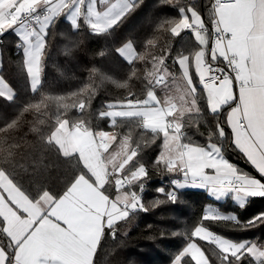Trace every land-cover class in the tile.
<instances>
[{
	"label": "snow or ice",
	"instance_id": "6c2138e0",
	"mask_svg": "<svg viewBox=\"0 0 264 264\" xmlns=\"http://www.w3.org/2000/svg\"><path fill=\"white\" fill-rule=\"evenodd\" d=\"M97 2L0 0V36L12 31L22 41L18 47H22L23 65L34 93L41 85L48 29L57 18L66 15L73 29L82 27L79 22L82 19L92 34H111L140 6L138 0H115L114 3L99 0L104 8L98 10ZM166 2L178 7L179 18L165 20L159 27L173 36L190 30L199 44L198 50L175 57L181 69L179 77L169 71L165 55L151 56L152 67L145 70V98L139 99L129 91L123 100L107 104L99 116L109 119V127L114 129L127 122L141 129V136L150 134L152 142L162 139L154 166L163 165L168 173L182 179L171 181L174 186L171 191L158 188L157 192L164 194L166 200L151 202L153 207L175 203L177 190L192 186L206 188L217 200L230 195L243 209L250 199L264 198V0H211V31L195 6H179V0ZM147 44L155 46L152 40ZM116 51L130 65L135 61L149 62L147 56L136 51L132 41ZM136 76L137 70L133 67L128 79L113 82L128 88L129 80ZM96 87L93 81L78 93H72L84 98L71 108L85 113ZM161 87L163 98L156 92ZM0 98L10 102L15 99L3 76H0ZM201 102L212 114L227 108L225 121L217 120L215 130L209 129L206 144L194 141L185 131L201 123ZM42 103L41 100L24 105L15 119L0 127V134L5 138L0 144L6 143L9 134L20 127L25 113L42 115ZM60 107L64 111L55 117V126L42 139L78 166V172L62 193L47 188L35 195L26 191L4 166L13 163L14 146L0 148L3 160L0 165V264H95L94 258L106 232L114 236L119 222L127 221L137 212L149 211L141 195L149 169L140 162L141 145L134 140L133 130L130 128L123 134L96 130L83 117L68 119L69 105ZM225 124L231 130L232 146L259 178L225 157L223 142L228 135ZM32 131L39 129L33 127ZM114 143L117 147L110 151ZM137 186L140 191L134 190ZM112 188L114 196L109 192ZM204 221L226 222L236 230H252L264 226V211L240 221L235 214L206 208L191 237L214 246L211 257L215 259L190 239L174 256L172 264H190L185 257H190L194 264H264V243L227 238L211 231Z\"/></svg>",
	"mask_w": 264,
	"mask_h": 264
},
{
	"label": "trees",
	"instance_id": "16d2710c",
	"mask_svg": "<svg viewBox=\"0 0 264 264\" xmlns=\"http://www.w3.org/2000/svg\"><path fill=\"white\" fill-rule=\"evenodd\" d=\"M138 2L140 6L136 11L111 34H92L82 19L79 21L82 27L73 29L65 16L57 18L48 29L41 85L35 93L31 89L23 65L24 58L21 47H18L20 45L18 37L14 32H7L0 42V75L15 93L14 101L0 98V127L15 119L24 105L43 101L42 115L38 117L35 112L25 113L21 118L20 127L9 134L6 143L0 144V148L3 149H7L9 145L14 146L13 163L4 166L12 172L26 191L35 195L40 189L47 188L54 193H62L66 184L78 172L76 161L62 157L54 146L46 145L42 139L55 126V117L64 111L60 105H69L68 119L83 117L90 121L96 130L125 133L131 128L134 140L141 145L139 159L149 169V177L144 181L145 186L141 195L142 202L149 211L137 212L127 221L119 222L115 236L111 232H106L94 258L95 264H172L174 256L190 239L196 240L211 257L214 246L198 237H191V232L201 221L206 208H216L224 214H235L240 221H246L264 211V198H252L245 208L241 209L231 197L217 200L207 190L199 188L178 189V200L175 203L152 206L151 202L157 199L166 200V196L158 193L157 189L164 187L166 191H171L174 187L171 181L179 176L168 173L163 165L154 166L161 151L162 139L152 142L150 134L141 136V129L127 122L115 129L109 127V119L101 118L99 113L106 110L107 104L123 100L129 91L135 93L137 98H145L147 91L145 70L152 67L151 56L165 55V64L169 71L179 77L181 69L175 62V57L180 53H193L198 50L199 44L188 30L182 31L180 36H173L170 31L159 27L165 20L179 18L177 6L167 3L166 0ZM210 3L211 0H179V6L191 4L200 11L209 31H211ZM149 40L154 42V47L148 46ZM128 41H132L138 53L148 57V63L135 61L130 65L116 51ZM133 67L137 70V76L129 80V87H118L113 81L122 82L128 79ZM93 70H96L95 73ZM191 71L193 78L196 79L194 68ZM93 81L97 86L96 92L86 112L80 113L77 109L71 108L73 103H79V100L84 98L71 94L78 93L85 84ZM157 92L159 97L164 96L160 88H157ZM57 97L62 99L57 100ZM44 104L48 107L45 108ZM201 108L203 109L201 123L197 127L186 128L185 131L194 141L206 144L209 129L215 130L217 120L222 123L225 121L227 108L219 114L208 111L204 102H201ZM120 123L118 121V124ZM33 127L39 131H32ZM225 132L228 134L223 142L226 158L241 170L259 177L242 154L232 146L231 130L226 124ZM3 139L5 138L0 134V140ZM17 145L18 147H15ZM2 164L3 160L0 158V165ZM134 190L140 191L138 186ZM109 192L115 195L114 188ZM204 225L230 239L264 242V226L252 230H236L226 222L204 221ZM185 260L194 264L190 257H185Z\"/></svg>",
	"mask_w": 264,
	"mask_h": 264
},
{
	"label": "crops",
	"instance_id": "0c3cea01",
	"mask_svg": "<svg viewBox=\"0 0 264 264\" xmlns=\"http://www.w3.org/2000/svg\"><path fill=\"white\" fill-rule=\"evenodd\" d=\"M192 1H196V0H192ZM111 2H115V0H111ZM97 8H98V10H103V8H104V6L102 5V4H100L99 3V0H98V2H97ZM190 15V14H189ZM202 16V15H201ZM65 18H67L66 17V15H65ZM203 18V17H202ZM12 32V31H11ZM20 43H21V45H22V42L20 41ZM123 46V45H122ZM121 46V47H122ZM134 47V46H133ZM211 47V41H210V43H209V48ZM1 48V47H0ZM21 49H22V47H21ZM195 71V70H194ZM1 76V75H0ZM9 85V84H8ZM13 90V89H12ZM14 92V91H13ZM156 92H157V89H156ZM161 98H163V95L161 96ZM227 115V114H226ZM226 157V156H225ZM253 175V174H252ZM177 178H182L181 176H178ZM176 178V179H177ZM257 178H259L258 176H257ZM188 187H192V186H188ZM199 188V187H198ZM199 189H205V190H207L206 188H199ZM207 192H208V190H207ZM212 197H214V196H212ZM215 198V197H214ZM228 198V197H227ZM223 199V198H222ZM222 199H219V200H222ZM260 243H264V242H260ZM198 244V243H197Z\"/></svg>",
	"mask_w": 264,
	"mask_h": 264
},
{
	"label": "rangeland",
	"instance_id": "374dc122",
	"mask_svg": "<svg viewBox=\"0 0 264 264\" xmlns=\"http://www.w3.org/2000/svg\"><path fill=\"white\" fill-rule=\"evenodd\" d=\"M67 17V16H66ZM22 42V41H21ZM20 45H21V43H20ZM0 63H1V48H0ZM30 80V79H29ZM41 80H42V76H41ZM30 85H31V81H30ZM161 89V92H164V90H163V88L161 87L160 88ZM157 95H158V92H157ZM159 96V95H158ZM113 131V130H112ZM116 133H119V132H117V131H115ZM119 134H123V133H119ZM116 147H117V144L116 143H114L113 144V146H112V148L110 149V151H113V150H115L116 149ZM230 161V160H229ZM231 162V161H230ZM177 179H180V178H177ZM182 179V178H181ZM185 188H198V187H188V186H186ZM209 193V192H208ZM210 194V193H209ZM211 195V194H210ZM212 196V195H211ZM227 197H231L230 195L229 196H227ZM227 197H224L223 199H226ZM196 243H198L196 240H194Z\"/></svg>",
	"mask_w": 264,
	"mask_h": 264
},
{
	"label": "built area",
	"instance_id": "2783aa9c",
	"mask_svg": "<svg viewBox=\"0 0 264 264\" xmlns=\"http://www.w3.org/2000/svg\"><path fill=\"white\" fill-rule=\"evenodd\" d=\"M188 31H190V30H188ZM9 32H11V31H9ZM191 32V31H190ZM1 40H2V36H0V42H1ZM139 99H143V98H139Z\"/></svg>",
	"mask_w": 264,
	"mask_h": 264
},
{
	"label": "water",
	"instance_id": "95a60500",
	"mask_svg": "<svg viewBox=\"0 0 264 264\" xmlns=\"http://www.w3.org/2000/svg\"><path fill=\"white\" fill-rule=\"evenodd\" d=\"M115 236V235H114Z\"/></svg>",
	"mask_w": 264,
	"mask_h": 264
}]
</instances>
